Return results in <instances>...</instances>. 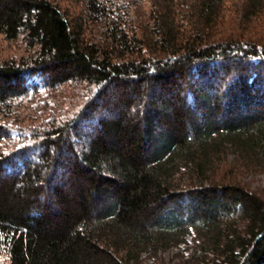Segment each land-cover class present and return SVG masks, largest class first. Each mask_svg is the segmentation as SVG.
Segmentation results:
<instances>
[{"label": "trees", "instance_id": "1", "mask_svg": "<svg viewBox=\"0 0 264 264\" xmlns=\"http://www.w3.org/2000/svg\"><path fill=\"white\" fill-rule=\"evenodd\" d=\"M54 1L0 0V34L34 49L0 62V143L11 117L29 137L0 147L6 264H132L191 230L197 264H264V198L219 174L229 151L264 161L262 35L211 39L225 0H150L140 19V0H80L76 19ZM33 77L81 106L24 124Z\"/></svg>", "mask_w": 264, "mask_h": 264}, {"label": "rangeland", "instance_id": "2", "mask_svg": "<svg viewBox=\"0 0 264 264\" xmlns=\"http://www.w3.org/2000/svg\"><path fill=\"white\" fill-rule=\"evenodd\" d=\"M150 0H140V4L133 6L138 14V19L144 18L148 14ZM60 7L69 13L70 18L76 19L82 15L84 5L80 0H55ZM244 4L243 0H225L222 15L219 23L214 26L210 33L211 39L221 40L228 38H248L250 35H262L264 38V10L261 16L257 18H247L243 16ZM92 27V26H90ZM95 39L102 40V37L95 35ZM34 49L28 47L22 36L15 39H7L0 34V62L15 61L21 62L33 53ZM35 81H30V86H35L34 91L28 93L27 98H23L14 104L19 120L24 124H37L39 121H44L53 114H70L74 113L81 106V99L78 90L79 86H64L63 90L58 89L55 92H49L43 85L41 78L33 77ZM37 107V108H36ZM41 112L37 116H30L29 109ZM13 117L9 118L5 125L8 126L6 136L2 139L0 147L9 151L17 148L26 142L29 137L25 130H17L13 127L18 123L13 121ZM12 124V125H11ZM224 159L226 166H220V175L225 174L228 177L235 179L236 182L244 185L247 189L257 193L264 198V161L244 162L234 156L232 152H228ZM198 237L191 230L186 237V243H180L177 246L170 245L167 247L158 248L155 251L141 253L138 259L132 264H197V260L201 258V254L196 250ZM0 263H7V258L0 252Z\"/></svg>", "mask_w": 264, "mask_h": 264}]
</instances>
